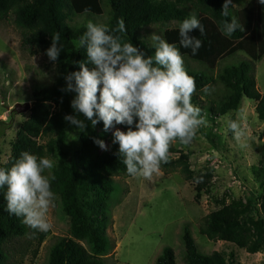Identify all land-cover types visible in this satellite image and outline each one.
Wrapping results in <instances>:
<instances>
[{
  "label": "trees",
  "instance_id": "16d2710c",
  "mask_svg": "<svg viewBox=\"0 0 264 264\" xmlns=\"http://www.w3.org/2000/svg\"><path fill=\"white\" fill-rule=\"evenodd\" d=\"M223 3L224 0H0V19L13 16L15 23L24 29V47L34 53L45 54L52 43V36L57 32L63 45V51L55 62L57 79L35 88L31 114L12 142L8 160L0 164V167L10 168L23 151L38 156L48 157L52 153L58 156V162L51 170V175L55 177L51 189L59 197L62 211L69 216L70 227L67 236L58 237L51 245L47 264H107V257L114 248L107 229L112 222L113 199L118 188L115 177L129 175L122 162L123 156L118 155L119 145L113 143L111 129L104 131L102 121L98 123V129L80 135L81 147L74 155L71 156L62 147L70 125L64 117L75 114L70 102L76 93L62 92L61 89L66 87L64 77L79 70L78 62L87 60L85 50L77 48L76 42L86 31L88 21L114 28L117 21L123 18L127 28V34H121L123 39L153 55V48L139 34L140 29L152 22L177 20L180 24L190 13H195L205 28L203 36L198 29L190 33L202 40L203 46L197 54L180 47L179 25L165 29L163 37L180 47L181 54L186 57L188 74L195 78L196 92L192 103L202 109L201 114L207 120L206 126L198 132L210 140L213 147L219 148L222 145L221 136L214 131L217 120L236 111L244 97L257 102V114L264 120V94L257 86L254 72L255 62L264 56V5L258 0H249L242 8L230 4L227 19L235 15L244 26V31L237 30L229 38L219 30L220 22L226 19L221 14ZM106 4L109 6L108 16L98 21L96 16L104 14ZM80 16L82 19L77 18ZM240 52L248 54L253 61L243 59L232 63L230 60ZM192 62L201 67L193 66ZM212 83L221 84L219 94L209 93ZM205 85L209 86L207 92L204 91ZM120 127L122 131H127L126 125ZM44 136L49 137L48 143L40 141ZM96 140L104 143L110 140L111 143L102 149ZM170 153V162L162 167L178 169L193 181L201 176L192 169L188 153L176 147L175 143ZM255 174L260 180V192H263L264 165H260ZM210 187L205 178L202 183H196V198L209 191ZM6 191V187L0 189V264H11L12 257L21 250L23 254L27 253V246H23L25 243L32 246L33 241L26 240L18 247L16 245L29 235L35 240L37 246L33 253L37 254L47 234H33L34 230L23 224L22 218L9 215L4 198ZM255 203L250 199H239L208 213L201 222V232L211 240L233 243L249 253L260 251L264 247V195L260 199L259 210L255 209ZM181 236L185 247L184 264H240L233 252H205L200 249L188 223ZM155 263L178 264L175 249L165 246Z\"/></svg>",
  "mask_w": 264,
  "mask_h": 264
},
{
  "label": "rangeland",
  "instance_id": "374dc122",
  "mask_svg": "<svg viewBox=\"0 0 264 264\" xmlns=\"http://www.w3.org/2000/svg\"><path fill=\"white\" fill-rule=\"evenodd\" d=\"M248 2L249 0H232L237 8L246 6ZM108 11L109 6L106 4L104 14L96 16V19L103 21L108 16ZM77 18L82 19V16ZM178 25L177 20L167 23L152 22L142 27L139 34L152 47L150 36L154 32L163 37L165 29ZM23 30L15 23L12 15L7 19H0V120L4 121L0 122V164L8 160L12 142L31 114L35 88L57 79L55 62L50 61L45 54L34 53L22 45ZM153 50L155 51L154 48ZM184 58L186 59L185 56ZM243 59L252 60L248 54L240 52L230 61L239 63ZM192 63L193 66L201 67L197 62ZM223 64L224 62L221 65ZM215 72L218 70L215 69ZM254 72L257 86L264 94V56L255 62ZM220 91V83L210 85V94H219ZM26 102L31 103L29 109H16L18 103ZM256 104L255 100L244 97L236 111L218 118L214 131L221 136L222 145L219 148L213 147L212 142L200 132H197L188 146L174 142L176 147L188 153L195 174H201L209 181L210 190L204 191L200 198H196L195 181L187 179L178 169L162 167L161 173L154 175L151 180L130 175L115 177L118 188L113 199L112 222L107 229L114 248L107 257V264H156V258L165 246L173 247L178 264H184L185 247L181 235L187 223L203 251L233 252L240 264H264V247L256 253H249L233 243L211 240L200 230L201 222L208 213L232 201L250 199L256 202V210L261 206L260 199L264 191L260 192L261 184L255 170L264 165V120L259 118ZM74 115L84 120L87 128L80 131L74 125L68 126V137L62 147L71 156L81 147L80 135L99 128L98 124L93 127L83 114ZM237 116L246 125L247 138L241 143H237L227 127L228 119H236ZM115 128L121 130L120 125H115L111 129L112 133ZM49 140L45 136L40 138L42 143H48ZM110 143V140L105 141L107 147ZM48 158L57 164V154H49ZM49 217L53 227L47 232L37 254L33 253L37 246L35 240L29 235L20 239L16 247L26 240L33 241V245L25 243L23 247L27 246V253L23 254V250L17 255L15 253L11 264H47L53 242L58 237L69 234L70 218L62 211L61 201L57 196Z\"/></svg>",
  "mask_w": 264,
  "mask_h": 264
},
{
  "label": "clouds",
  "instance_id": "9594fccd",
  "mask_svg": "<svg viewBox=\"0 0 264 264\" xmlns=\"http://www.w3.org/2000/svg\"><path fill=\"white\" fill-rule=\"evenodd\" d=\"M258 2L264 5V0ZM230 4L232 0H224L221 14L226 19L219 26L229 38L237 30L244 31L235 15L227 19ZM197 29L203 36L205 28L195 13L179 24V45L191 49L193 55L203 46L200 38L190 35ZM121 34H127L123 18L114 28L89 20L76 42L77 48L85 50L87 60L78 62L79 70L64 77L66 87L61 91L76 93L70 106L91 121L93 127L102 121L107 132L115 125H126L127 131L115 128L113 132V143L119 145L118 155L123 156L130 176L151 180L161 173L163 164L170 162L173 143L178 140L181 145H190L207 120L202 109L192 103L196 81L188 74L180 47L154 32L150 38L155 51L148 55L125 41ZM60 40L57 32L46 49L52 62L63 51ZM208 89L205 85L204 91ZM64 119L80 131L87 128L78 115H65ZM227 127L237 143L247 138L246 125L239 116L229 118ZM95 142L106 149L102 140ZM54 167L53 159L29 151L21 152L10 168L0 167V189H7L6 210L9 215L22 218L21 222L34 230L33 234L46 233L53 227L49 213L56 201L51 189ZM203 179V175L196 177L195 183H202Z\"/></svg>",
  "mask_w": 264,
  "mask_h": 264
},
{
  "label": "water",
  "instance_id": "95a60500",
  "mask_svg": "<svg viewBox=\"0 0 264 264\" xmlns=\"http://www.w3.org/2000/svg\"><path fill=\"white\" fill-rule=\"evenodd\" d=\"M31 107V103H29V102H26V103H18L17 105H16V109L18 110V111H25V110H27V109H29Z\"/></svg>",
  "mask_w": 264,
  "mask_h": 264
}]
</instances>
